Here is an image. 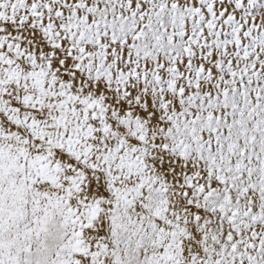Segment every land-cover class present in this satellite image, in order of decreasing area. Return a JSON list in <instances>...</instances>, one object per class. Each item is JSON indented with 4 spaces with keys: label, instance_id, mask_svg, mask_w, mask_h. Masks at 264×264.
<instances>
[{
    "label": "snow or ice",
    "instance_id": "snow-or-ice-1",
    "mask_svg": "<svg viewBox=\"0 0 264 264\" xmlns=\"http://www.w3.org/2000/svg\"><path fill=\"white\" fill-rule=\"evenodd\" d=\"M0 264H264V0H0Z\"/></svg>",
    "mask_w": 264,
    "mask_h": 264
}]
</instances>
